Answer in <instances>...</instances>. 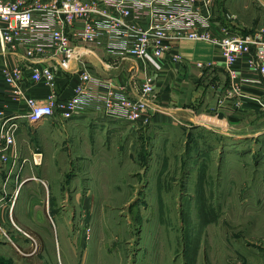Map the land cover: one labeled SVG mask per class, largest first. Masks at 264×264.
I'll return each mask as SVG.
<instances>
[{
    "label": "rangeland",
    "instance_id": "374dc122",
    "mask_svg": "<svg viewBox=\"0 0 264 264\" xmlns=\"http://www.w3.org/2000/svg\"><path fill=\"white\" fill-rule=\"evenodd\" d=\"M214 3L247 28L264 14L258 0ZM225 100L241 120L229 131L264 128V108L247 113ZM200 120L206 125L188 121L152 137L148 128L119 134L90 165L97 168L91 185L79 155L65 150L38 156L33 170H18L40 179L37 188L27 182L19 193L6 171L24 165L26 156L9 154L0 172V264H264V156L243 154L242 144L225 134L213 142L214 126ZM45 200L44 219L35 222L31 210Z\"/></svg>",
    "mask_w": 264,
    "mask_h": 264
},
{
    "label": "built area",
    "instance_id": "2783aa9c",
    "mask_svg": "<svg viewBox=\"0 0 264 264\" xmlns=\"http://www.w3.org/2000/svg\"><path fill=\"white\" fill-rule=\"evenodd\" d=\"M214 1L0 0V51L24 47L27 57L37 58L39 63L30 78L44 80L54 88L58 70H72L74 60H81L98 48L116 56L142 59L161 69L166 56L180 62L181 56L175 53L173 43L184 39L207 41L222 56L230 76L224 98L236 108L255 102L263 109L264 98L245 88L260 80L241 73L238 61L245 58L246 68L264 80V39L230 33L224 28L215 30ZM52 51L61 55L57 65L42 61L44 57H52L49 54ZM2 75L8 88L16 90L21 76L19 68L5 67ZM80 77L81 83L68 98L58 97L53 90L45 101L26 99L25 117L29 124L36 128L57 113L69 119L87 104L97 102L117 118L139 121L147 112V99L154 95L156 84L154 75L147 76L140 84L141 97L133 99L126 88L106 83L88 70L81 71ZM15 119V115L0 108V171L16 141Z\"/></svg>",
    "mask_w": 264,
    "mask_h": 264
},
{
    "label": "crops",
    "instance_id": "0c3cea01",
    "mask_svg": "<svg viewBox=\"0 0 264 264\" xmlns=\"http://www.w3.org/2000/svg\"><path fill=\"white\" fill-rule=\"evenodd\" d=\"M25 1L31 3L34 0ZM258 1L261 6H264V0ZM223 8L221 12L220 10L217 12L216 8L214 10L212 26L215 30L224 28L230 33L264 39V14L260 15L254 26L247 28L245 22L237 14L230 9ZM216 12L219 13L218 16ZM38 14L37 12V17H39ZM173 44L175 53L179 52L181 56L180 62H174L170 56H166L162 59L161 69L153 68L145 60L116 56L103 48H98L94 53L84 55L81 60H74L72 70H58L54 88L44 80L35 81L30 78L34 68L39 63L36 62L37 58L27 57L24 47H20L18 50L0 51V108L5 110L8 115H15L14 121L18 124L15 133L16 147L11 148L9 154L12 155L16 151L17 154L26 156L24 157L25 166L23 163L21 167L18 164H9V170L6 171H9L8 180L11 183H18V188H20L18 192L20 193L27 182L29 186H36L35 188H37L40 179L36 173H28L24 178L17 172L18 170L20 172L21 169L33 170L32 166L39 163L38 156L42 154H64L67 150L69 154L79 155L78 166L84 164V178L87 181L85 185H91L93 184L91 180L97 179V168H92L90 165L95 163L96 157L100 155L103 147L110 146L112 140L119 134L131 133L135 136L148 128V134L152 137L156 130L159 131L166 126L177 127L183 123L188 125V121H195V124H205L198 122L200 119V121L210 123L216 128L219 127V129H215L210 126L212 130L209 137L213 139V142L217 140V136L225 134L238 140V144H242L243 154L264 156V128L254 131L243 126V130L229 131L234 130V128L231 129L233 127L231 125H239L241 120L236 119L231 114L232 111L224 98L230 76L224 66L222 56L216 52L214 46L206 43L196 45L188 40ZM254 52L255 46H252V53ZM49 54L52 57H44L42 61L50 65H57L61 55L53 51ZM200 63L202 66H199ZM246 64L245 58L238 61V68L241 73L260 81L250 82L245 88L264 98L262 76L246 68ZM5 67L19 68L20 70L21 76L17 80L16 90L8 88V84L4 81L2 73ZM83 70L98 75L106 83H114L126 88L127 94L133 99L141 97L139 89L141 82L147 76L154 75L155 91L154 95L147 99L148 105L145 115L139 121L117 118L106 112L102 105L97 102L87 104L79 114L69 119H65L57 113L33 128L25 117L28 110L26 99L33 97L45 101L53 90L60 98L70 97L81 83L80 72ZM202 83L206 85L202 87ZM211 88L216 89L214 90L216 96L213 102L208 96L212 91ZM208 109L215 110L213 115H204L207 114L205 112ZM244 110L251 113L262 110V108L255 102H249L245 104ZM217 112L224 114L225 117H220ZM203 116L207 118H203ZM224 120L227 122L226 126L218 124V121L223 122ZM140 128L141 131H139ZM252 144L253 146H251ZM254 161L255 165H261L257 159ZM28 164L29 168H27ZM4 167L7 165L1 168V174L5 169ZM46 167L49 169L48 171L51 170L52 172L54 164L49 162ZM28 176L30 177L27 178ZM44 176L48 178L49 175ZM18 201L15 203L16 211L18 210ZM45 202L46 200L43 202V207L32 208L31 218L35 222L38 219L40 221L44 219L43 213H46L45 210L47 211L49 205L44 204Z\"/></svg>",
    "mask_w": 264,
    "mask_h": 264
}]
</instances>
